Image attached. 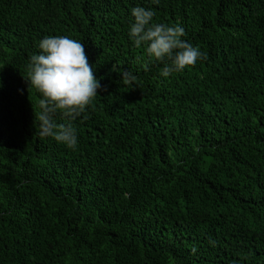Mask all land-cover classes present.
I'll use <instances>...</instances> for the list:
<instances>
[{
	"label": "trees",
	"instance_id": "trees-1",
	"mask_svg": "<svg viewBox=\"0 0 264 264\" xmlns=\"http://www.w3.org/2000/svg\"><path fill=\"white\" fill-rule=\"evenodd\" d=\"M137 4L202 57L160 76ZM45 35L81 41L102 86L54 117L74 148L38 135ZM0 264H264V0H0Z\"/></svg>",
	"mask_w": 264,
	"mask_h": 264
},
{
	"label": "clouds",
	"instance_id": "clouds-1",
	"mask_svg": "<svg viewBox=\"0 0 264 264\" xmlns=\"http://www.w3.org/2000/svg\"><path fill=\"white\" fill-rule=\"evenodd\" d=\"M130 14L128 38L135 46H144L149 58L161 62L160 76L180 72L202 57L198 47L182 39L184 28L179 23H154L153 10L139 4L131 8ZM36 47L40 51L28 58L26 80L40 95L38 135L51 136L66 147L74 148L77 144L75 129L57 123L54 117L57 112L69 119L78 116L102 86L93 75L81 41L68 36L45 35ZM120 78L125 84L135 81L128 70L122 71Z\"/></svg>",
	"mask_w": 264,
	"mask_h": 264
}]
</instances>
